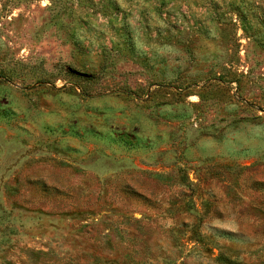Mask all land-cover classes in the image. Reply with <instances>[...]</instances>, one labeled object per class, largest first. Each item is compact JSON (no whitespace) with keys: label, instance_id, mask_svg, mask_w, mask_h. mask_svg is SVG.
Segmentation results:
<instances>
[{"label":"rangeland","instance_id":"1","mask_svg":"<svg viewBox=\"0 0 264 264\" xmlns=\"http://www.w3.org/2000/svg\"><path fill=\"white\" fill-rule=\"evenodd\" d=\"M0 264H264V0H0Z\"/></svg>","mask_w":264,"mask_h":264}]
</instances>
